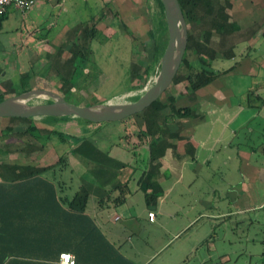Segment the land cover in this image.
<instances>
[{"label": "crops", "instance_id": "1", "mask_svg": "<svg viewBox=\"0 0 264 264\" xmlns=\"http://www.w3.org/2000/svg\"><path fill=\"white\" fill-rule=\"evenodd\" d=\"M36 1L39 0H35L29 10L21 12L22 15L34 8ZM51 1L44 0V10ZM96 1L94 4L99 6L100 13L88 17L85 25L80 23V26L76 24L69 28L63 25L64 28L54 35L48 29L47 39L39 44L42 51L29 52L24 71L18 76V82L26 80L25 88L20 89L22 92L53 90V87L35 86V78L28 81L34 63L39 67L54 68L44 82L49 86L57 83L56 90H65L68 84L71 85L67 79L78 69L89 74L95 60L91 44L95 40L102 42L98 39L101 36L103 42L109 41L110 36L104 39L106 33L102 30L111 28V15L122 21L126 30H136L141 20H148L137 4L138 0ZM218 1L222 5L221 18L217 29L210 33L208 50L215 51L219 62L217 74L222 78L231 73L253 78L241 101L218 106L212 100L214 95L209 94L214 90L212 87L198 90L194 99L195 114L168 123L169 131L163 134L166 146L153 153L148 136L133 118L120 121L117 139L108 148L100 149L96 140H89L98 153L88 163L81 155L71 153L83 137L77 143L69 144L63 153L67 157L66 166L54 176L56 180L52 173H47V177L57 184L61 197L70 199L80 188L88 191L86 213L99 233L93 231L87 240L81 241L82 221L76 220L78 216L74 219V215L64 214L57 222L56 232L48 229L42 234L38 232V235H44V251L50 253H44L47 256L44 260L35 259L31 252L35 250L32 242L36 234L29 229L31 222L27 216L19 214L16 217L25 220L24 224L19 223L23 227L13 225L11 229L20 227L13 231L5 229L10 226L9 222L5 226L0 224V243L10 244L3 249L8 254L21 253L18 257L8 256L0 264H59L61 253L71 254L75 264H206L211 261L209 250H215L213 244L209 247L213 230L208 224L215 220L223 222L241 214L242 210L244 214L249 213L257 204L261 208L264 201V131L258 134L253 126L258 111L264 108V0ZM56 7L60 9L61 5ZM63 11L62 21L67 16ZM8 13L0 31L3 23L9 20ZM230 23L234 24L233 28ZM208 30L211 32V28ZM11 75L10 69L0 66V94L7 97L20 93L13 88ZM51 77H55V83L48 79ZM248 91L253 92L249 94ZM57 159L43 162L41 158L42 163L37 164H3L47 167ZM149 172L153 174L150 180L153 184L144 193L142 184ZM65 174L68 175L63 176ZM121 184L125 185L127 194L124 202L113 206L108 198L118 195L113 189ZM259 186H262V193L258 195ZM47 194L44 182L35 178L25 181L22 187L11 180L0 179V203L5 202L6 206L21 195L28 201ZM146 194L153 195L151 202H147ZM2 211L3 207L0 213ZM148 212L154 213L152 220H149ZM1 216L7 221L15 217L9 211ZM44 217L52 219V223L58 219L53 215ZM204 219H207L204 226L199 228ZM203 245H208V253L198 254ZM71 249L78 250L77 258L68 252ZM216 256L220 262L226 259L224 253Z\"/></svg>", "mask_w": 264, "mask_h": 264}, {"label": "rangeland", "instance_id": "2", "mask_svg": "<svg viewBox=\"0 0 264 264\" xmlns=\"http://www.w3.org/2000/svg\"><path fill=\"white\" fill-rule=\"evenodd\" d=\"M57 1L52 0L51 4L45 7V10L44 0L36 1L35 7L25 13V15H22L24 13L20 11L11 9L8 13L9 20L5 24L3 23L2 30L0 31V66L4 69H10L12 73L11 83L13 88L18 92H22L23 90L20 89L26 86V80L18 82V76L24 71L29 52L42 51L39 44L47 39L45 36L49 33L48 29H51V33L54 35L64 28L63 25L66 28L76 24L80 26V23H84L82 25H85L88 17L100 13L98 12L99 6L94 4V2H97L96 0H59V3H56ZM58 4L61 5L60 9L58 8L59 10L56 7ZM137 4L140 5L141 11L145 15L144 17L148 18V20L145 22L141 20L139 22L140 27L136 30H132L131 28L126 30L123 23H121L122 21H118V19L111 15L110 17L113 19L111 28L108 27V29L102 30L103 33H106L104 39L106 36H110L109 41L107 43L103 42L101 36L98 39L102 42L95 40L91 44V50L95 53V60L89 74H86L82 69H78L71 78L67 79L71 85L68 84L65 90H62V88L61 90H56L55 85L57 83L49 86L44 82L48 73L52 71L51 69L54 71V68L44 67V65L43 67H39V64L34 63L31 70H29L32 76L29 75L31 80L28 81H32V78H35V86L53 87V90L50 91L60 94L66 101L76 105H91L102 103L109 99H113V102H126L135 99L142 89L147 88L151 84L154 77V74H150L153 42L147 33L150 29L151 21L156 19L158 15L153 0H138ZM63 9L67 13L64 21L60 18ZM29 20H31L32 24ZM106 20V23H108V18ZM63 22L65 24H62ZM202 30L203 28H201L199 38L202 36ZM50 35H48L49 38ZM131 36L133 37L131 38ZM137 41L138 43L136 44ZM109 47L110 49H108ZM185 56L194 66L188 72L190 77H192L196 70L202 68V65L195 60L196 54L192 49L186 51ZM229 62L233 64V61L227 60V63ZM218 63L216 58L211 61V66L208 67L209 70L218 73ZM136 67H139V70ZM133 68L136 70V77L131 80L129 72L133 71ZM218 76L219 74L208 85V88L212 87L214 89L209 94L214 95L212 100L218 106L222 103L240 102L244 91H246L245 89H247L253 79L249 75L232 73L225 78ZM48 79L55 83V77ZM69 86L73 90H70ZM177 88H179L181 94L185 92L183 86H178ZM252 92L248 91L249 94H252ZM166 96H170L169 91L166 92ZM175 99L174 104L176 106L185 104L186 102L185 98L177 97ZM43 101H45L43 98L35 100V102ZM258 114L253 128L254 132L259 134L262 130L264 131V108H261ZM64 119L66 118H63L62 121L55 120L56 123H53L54 120L47 118L46 122L48 123L46 124L40 121L29 123L0 119V148L6 150L7 148L4 145L7 144L9 145V149L13 151V153L0 154V162H35L37 164L42 163L41 158H43V162L53 161L59 155L65 153L64 151L69 144H75L84 136L88 140H96L98 148L102 149L105 147L106 149L111 143H115L119 134L118 130H120L119 126L121 125L120 121L92 124L83 120ZM48 124L52 126L49 125L48 127ZM32 125L39 127L38 131L33 135L35 138L27 134L22 137H16V132H23ZM7 126L13 128L12 133L6 134L2 131ZM44 128L47 131H44ZM50 130H57L64 134L66 143L60 142L55 135H49ZM29 142L36 144L41 149L33 150L31 155L19 151L21 146ZM260 157L262 158V156ZM262 186L257 188L258 195L262 193ZM258 205L249 213L244 214L242 210L241 214H235L223 222L222 220H215V223L208 224V228L213 230L210 234L211 243H209V247L213 244L215 250H209L211 261L206 264H264V201L261 204V208ZM205 220L207 219L201 220L202 223L198 225L199 228L204 226L203 222ZM207 246L203 245L202 249L199 248L198 254L203 255L208 253L206 252ZM219 253H224L226 256L223 262H220L216 256ZM158 260L156 259V261Z\"/></svg>", "mask_w": 264, "mask_h": 264}, {"label": "trees", "instance_id": "3", "mask_svg": "<svg viewBox=\"0 0 264 264\" xmlns=\"http://www.w3.org/2000/svg\"><path fill=\"white\" fill-rule=\"evenodd\" d=\"M178 4L180 6V9L182 11L184 20L187 25V48L186 51L193 50V52L196 54L195 60L202 65V68L195 71L194 76L190 77L189 73L190 70L194 68V66L191 64V62L188 60V58L184 55L179 71L177 72L175 78L173 79L172 84L168 88L167 91H169L170 96H166V92L162 94L156 101H154L148 108H146L143 112L136 114L130 118H133L140 124V127H142L144 130L145 135L148 136L149 139V146H150V152L153 153L157 149H163L166 144L163 142V134L168 132V123L175 122V121H181L187 118L192 117L194 112V99L196 98V92L200 89L206 88L209 84H211L216 78L217 73L213 72L212 70H209L208 67L211 66V61H213L216 58V53L214 50H208V39L210 37V33H212L213 30H216L218 26H216L220 21L219 18H221L220 12L222 10V5L219 4L218 0H177ZM156 9H157V16L156 19L151 21L150 29L148 30V36L152 39L153 42V56H152V62H151V73L156 75L158 68H159V60L160 57L164 51V48L166 46V25L164 20V12L162 3L160 0H153ZM224 18V16H223ZM227 18V15L225 16ZM4 17L0 20L2 23ZM1 26V24H0ZM230 26L233 28L234 24L230 23ZM202 30V36L201 35V28ZM209 28H211V32H209ZM264 37V32L263 35ZM80 51V50H79ZM80 62V61H79ZM136 69L139 70V67H136ZM194 72V71H191ZM136 77V70L129 72V78L132 80ZM178 86H183L184 93L181 94ZM144 91L141 90L140 93L137 94L135 99ZM5 97V94H0V101H2ZM185 98L186 102L185 104L176 106L175 98ZM47 118H51L54 120L53 122H56L55 120H63V118H57V117H43V118H2L1 120H14V121H24V122H35L40 121L44 122V124L48 123ZM67 120V119H64ZM86 122V121H85ZM89 123V122H87ZM139 127V128H140ZM39 127L32 125L27 130L23 132H16V137H22L24 135H35V132L38 131ZM141 129V128H140ZM4 133H12L13 128L10 126H7L2 129ZM44 131L45 130L44 128ZM49 135H55L59 139L60 142L66 143V137L64 134L57 130H50ZM162 136V137H161ZM35 138V137H34ZM48 138H50L48 136ZM78 142V141H77ZM76 142V143H77ZM72 145V144H71ZM6 150H2L0 148V154H6V153H13L12 149H9V145H4ZM39 150L41 147L36 146V144H33L32 142H29L27 144H24L19 148V151L26 152L28 154H31L33 150ZM71 153L75 155H81L84 162L88 163L90 162V159H94L95 154L98 153V150L94 147L92 143L87 139L86 136H84L81 140V142L72 149ZM67 163V157L66 155H61L58 157L57 161L47 167H37V166H21V165H10V164H3L0 162V179L3 180H11L13 183H19L20 187L23 186V183L27 181L28 179L35 178V180H40L41 182H44L45 186L48 189V194L44 197H32L30 200L26 201L22 195L20 199H16L12 204H9L6 206L5 202L0 203V208L3 207V212H10L15 217H12V219H5L1 218L0 213V224L5 226L8 222L10 223L9 227H5L11 229V226L18 225L23 227L24 224L21 217H16L19 214H22L27 216L29 222H31L30 230L31 232H34L36 234L35 239H33L34 249L31 252V255L36 257L35 259L44 260V257L47 258L45 254L50 252L44 251V235H38V232L40 234L44 233V229H48L52 232H56L57 228V222L60 221V216H64V214L74 215L77 221H82L80 225H82V230L80 231V239L81 241H85L88 239L89 235L93 231H99L97 230L94 221L92 218L88 216L86 213L87 209V202H88V191L85 188H80L75 194L68 199L67 197H61L59 191L57 190L58 187L57 184L52 181V178H55L54 176L58 174V172H61L63 168L66 166ZM47 173H52V178L47 177ZM152 172H149L146 177L143 180L142 184V190L145 193V191L152 187L150 182ZM56 180V178H55ZM123 184L118 185V187L114 188L113 190L118 191V195L108 199H111V203L113 206L119 205L122 202H124L125 196L127 194L126 189L124 190ZM36 193L38 192L36 186L34 188ZM19 190V189H18ZM21 190V188H20ZM19 190V192H20ZM112 190V191H113ZM23 191V190H22ZM37 195V194H34ZM146 200L147 202H151V200L154 198L153 195L146 194ZM102 202V201H101ZM25 213V214H24ZM44 215H50L55 216V218H58L52 223V219H48L47 217H44ZM22 222V225H19V223ZM50 222V223H48ZM14 226L11 230H17L20 229V227ZM9 243H0V246H2V250H0V263L4 262L6 258L10 255H14L18 257L17 255H20L21 251L19 253L8 254L7 251L3 250L9 246ZM69 253H73L74 256L77 258L79 252L78 250L71 249L68 250ZM7 253V254H6ZM58 253V252H57Z\"/></svg>", "mask_w": 264, "mask_h": 264}, {"label": "water", "instance_id": "4", "mask_svg": "<svg viewBox=\"0 0 264 264\" xmlns=\"http://www.w3.org/2000/svg\"><path fill=\"white\" fill-rule=\"evenodd\" d=\"M164 12L167 43L151 84L136 98L126 102L113 99L91 105H76L49 90L32 89L0 101L2 118L57 117L83 120L92 124L113 123L143 112L168 90L179 71L187 48V25L177 0H160ZM43 98V102H35Z\"/></svg>", "mask_w": 264, "mask_h": 264}, {"label": "built area", "instance_id": "5", "mask_svg": "<svg viewBox=\"0 0 264 264\" xmlns=\"http://www.w3.org/2000/svg\"><path fill=\"white\" fill-rule=\"evenodd\" d=\"M34 2L35 0H0V20L8 13L10 9L26 12L33 6ZM147 215L149 220L154 218L153 212H148ZM58 260L59 264H75L73 256L68 253L59 254Z\"/></svg>", "mask_w": 264, "mask_h": 264}]
</instances>
